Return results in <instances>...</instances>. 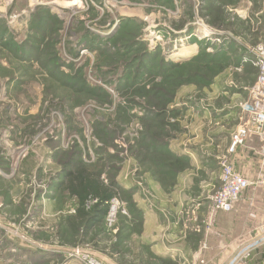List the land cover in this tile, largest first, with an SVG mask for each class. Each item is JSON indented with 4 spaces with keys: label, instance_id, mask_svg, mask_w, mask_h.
I'll return each instance as SVG.
<instances>
[{
    "label": "rangeland",
    "instance_id": "1",
    "mask_svg": "<svg viewBox=\"0 0 264 264\" xmlns=\"http://www.w3.org/2000/svg\"><path fill=\"white\" fill-rule=\"evenodd\" d=\"M169 1L0 0V18L4 20L1 28H8L6 39L30 44L27 54H20L21 50L14 51L5 44L6 40H0V264H86L83 259L73 257L76 255L73 249L78 248L99 264H128L137 252L143 253L142 264H156L143 241H137V233L142 235L145 229L143 221L138 219L141 214L135 201H146L167 217L172 212L162 207L164 199L146 184L152 157L149 156L144 166L139 162L145 155L142 145L147 142L139 143L149 123L129 117L133 113L141 114V107L147 104L140 88L161 80L158 68H151L153 73L148 68L142 69L143 48L147 46L150 52L167 60L185 62L200 52L196 39L208 44V51H213V44H225L229 39L216 35L221 32L217 29L203 39H193L195 36L187 34V26L194 27L189 33L203 36L206 29L199 22L208 25L219 6L224 9L227 22L241 20L240 13L253 18L254 12V3L249 5L251 0H234L230 4L227 0H171L172 4ZM74 2L79 3L71 6ZM45 7L57 21L50 20L48 11L41 10ZM37 12L39 18L47 20L41 32L34 29L37 21L33 25ZM126 17L145 23L137 37L141 41L140 49H132L136 65L127 75L130 49L125 46L121 55L120 44H130L133 38L128 35L120 41L119 31L121 19ZM183 23L181 30L176 28ZM251 25L250 21L236 29L242 37L236 43L239 49L254 45L247 38L251 35ZM85 31L92 38L112 34L113 37L104 45L107 49H91L78 45L79 36ZM32 35L35 40L29 41ZM186 36L190 38L182 41ZM192 46L196 47L194 52L184 51ZM36 48L38 54L34 58ZM57 58L66 76L55 69ZM236 67L231 59L228 66L211 76V84L204 88H198L195 83L179 84L175 104L182 111L166 118L177 124L168 128L172 151H201L217 162L209 163L213 167L210 172L199 175L195 172L198 178L216 186L209 193L203 191V195L197 189L189 192V202L180 221L188 229L195 230L194 223L201 224L200 230L208 226L210 199L219 187L216 184L219 158L226 154L225 135L239 123L226 114L227 110L250 100L257 80L250 67L242 73ZM174 73L175 70L172 77ZM123 74L126 80L120 85ZM73 75L86 79L88 84L83 87L74 84L76 79L69 81ZM132 83L134 87L125 88ZM227 115L231 120L225 122ZM79 159L91 165H104L101 179L105 183L113 179L122 189L115 197L118 207L115 223L110 225L107 220L85 237L86 244L72 246L78 239L73 241L70 227L59 221L60 217L73 213L72 199L67 191L53 187L58 183L57 172L68 167L64 164ZM193 166L191 162L186 169L179 170L170 185L161 184L162 190L173 188L178 176L186 171L193 173ZM203 197L206 202H199ZM129 216L133 220L129 221ZM222 236L221 241L228 244L240 238L228 233ZM108 243H115L116 250L108 247L103 251L96 246Z\"/></svg>",
    "mask_w": 264,
    "mask_h": 264
},
{
    "label": "trees",
    "instance_id": "2",
    "mask_svg": "<svg viewBox=\"0 0 264 264\" xmlns=\"http://www.w3.org/2000/svg\"><path fill=\"white\" fill-rule=\"evenodd\" d=\"M211 1L215 2L216 0ZM227 1H230L228 2L230 4L232 3L231 1L234 0ZM170 2L172 4L171 0L169 1V3ZM41 10L48 11L49 8L45 7ZM38 12L34 15L35 20L33 22V25L35 21H37L36 25L34 26V29L41 32L43 28V23L47 20L43 17L39 18L40 14H38ZM47 13L48 17L51 18L50 20H58L53 14H49V11ZM47 13L43 15L46 16ZM212 17L213 18L210 23H208V25L213 29L221 30V32L216 33V35H219L223 39L225 38V36L229 38L224 41L225 44H213V51H208V44L199 41L198 39H196V37H194L193 39H196L195 42L200 45V52L195 55L191 60H187L185 62H175L167 60L165 56L162 57L156 54L155 52H150L147 46L143 48L145 50L144 52H142L141 55V57L143 58V62L141 63H144L142 69L147 70L148 68L150 73H153L151 72V70H156L158 68L157 70H160L161 80H155L148 87L142 86L140 88L143 90L142 93L145 97L147 104L145 103L141 107V114L133 113L129 115V117L137 118L141 122H145L146 124L149 123L148 131H146V133H143V138L139 143L141 144L143 142H147V144L145 143L142 145V149L145 150L142 152H144L145 155L144 157H142V161L139 162L142 166H144L143 164H145L146 161H148L152 157V160H150L152 165L147 169V176L154 178L162 185H170L178 175V171L186 169V166H188L192 162V158L189 155L179 154V152L172 151L170 148L168 128H170L171 125L175 126L177 124H172L170 120L168 122V119L166 120V118L173 116L174 114L177 115L178 112L182 111V108L177 107L175 104V98L177 94L176 87L182 83H195L197 84L198 88H204L211 84V76L216 74L220 69L223 70L226 66H228L230 64L231 59L237 65H240V63L242 62V58L240 54H238L239 48L236 45L237 40L235 37L241 35V32H239V34L236 29L242 28L243 24L247 25L246 22L243 20L227 22L228 19L225 16L224 9H221L220 6L218 8V12ZM2 22H4V20L0 18V40H6L5 44L14 51L21 50L19 52L20 54H23L24 52L25 54H27V49L29 48L30 44L25 41L23 43L15 42L13 38H10V40L6 39L7 37L5 36L8 35V33L6 34L8 28H1ZM144 25V22H141L140 20L135 18L126 17L121 19V24L119 28L120 41L123 37H126L128 35L133 38L130 44H120L121 55L123 53L122 49L123 51H125V46H129L128 50L130 49L128 52L130 53V55L128 57L131 59L126 64V75L136 65V57L133 55L134 53H132V49H140L141 41L138 40L137 37L140 36L141 30ZM183 25L184 23L181 25H176V28L181 30ZM187 27V34H194L189 33L192 32L194 27H192V25ZM244 30H246V28H244ZM127 31L128 33H126ZM33 36L34 35L29 37L28 40H35ZM112 37L113 34L111 36L105 35V39L101 36H97V38H92L91 36H89L87 31H85L84 33L80 34V40L78 45L86 46L91 49L97 48L99 50H103V48H108V46L104 47V45H107L109 42L108 40L112 39ZM240 49L243 51L241 55H244V53L249 56L251 55L250 48L241 47ZM37 54L38 49L36 48L33 54L34 58L35 55L37 57ZM141 57L139 56V58ZM57 59L58 62L54 63L55 69L61 70V61L59 58ZM147 65H150V67H147ZM190 67L192 68L190 69ZM188 69L189 72L186 73ZM174 70L176 74L174 73L173 77L175 78L172 77V71ZM60 72L62 76L67 75V73L63 70H61ZM166 72L168 73V75L166 74ZM126 75L123 74L121 76L122 81H120V85H124L122 82L123 80H126ZM75 77L76 76L73 75V77L69 78V81L73 82V80L76 79V83L74 84H80L83 87L88 84L86 79L82 77ZM137 77L138 75H136L135 81L138 80ZM108 83L111 84V80H109ZM134 86L135 85L132 83L129 86L126 85L125 88H130ZM154 126H156L155 129L153 128ZM165 138H167V141L164 140ZM73 152L74 151H72V153ZM72 157H74V155H72ZM70 162L69 165L67 163L64 164L65 166H68L66 167V169L62 167V169L57 172L56 176L57 180L59 179V181L54 185L53 188L54 190L62 189L63 191H67L68 197L72 199L73 213L67 216H62L63 218L60 217L59 221H63L66 225L70 227V233L72 235L73 241H76V238L78 239L75 244H71L72 246L76 244L84 245L86 244L85 237L89 236V234H91L94 230L100 228L105 222H107V216L110 210V203L112 199H114L119 193L118 190L122 189V186L119 185V183L117 181H114L113 179L109 178L108 183H105L101 179L102 171L104 170V165H91L85 163L81 159L76 162ZM138 212L142 215L141 210H138ZM130 218L132 219L133 217L129 216V221ZM128 224L130 223H127V225ZM60 235L61 233H59V236ZM94 238L95 236L93 237V240L96 241V239ZM62 244L64 245V243ZM109 244H111V246H109ZM115 245V243H108L104 244V246H96L99 248V250L104 251L108 247L111 250H116ZM39 251L46 253L45 250ZM142 255L143 253L141 252L135 254L131 263L129 262L128 264H142ZM152 258H154L156 264H178L176 261H173L170 258L159 257L154 255L152 256Z\"/></svg>",
    "mask_w": 264,
    "mask_h": 264
},
{
    "label": "crops",
    "instance_id": "3",
    "mask_svg": "<svg viewBox=\"0 0 264 264\" xmlns=\"http://www.w3.org/2000/svg\"><path fill=\"white\" fill-rule=\"evenodd\" d=\"M252 3H254L253 18L248 17V13H240L239 18L245 21L246 24H249L251 21V35L247 36V38L255 45L264 41V0H251L249 5H252ZM235 38L237 40L236 43H240L242 40L241 36H236ZM193 48L196 49V47L192 46V48H185L184 51L191 52L194 50ZM196 50H198V46ZM242 52L243 51L239 49L242 62L240 65H237L238 67H236V70H238L239 73H242L250 67L249 70H252V75L256 80L258 76V68L250 59L252 55L249 56L245 53L244 55H241ZM192 54L189 55L191 56ZM222 88H224V84H222ZM226 114L230 115L231 119L239 120L240 122V109L238 106L229 108ZM228 115L224 118L225 122L231 120ZM237 126H233L230 133L227 136L225 135L226 142L224 148L226 150L230 144L231 133ZM219 134L222 135L223 132H220ZM219 134L216 135V137H218ZM262 146L263 143L259 137H254L245 145L240 146L236 153L232 155L233 158L231 162L235 170L242 172L250 179H256L260 172ZM177 152L189 155L192 158L194 165L193 173L186 171L178 176L179 181H177V184H175L171 190H162L160 182L147 176L146 184L151 190H153V192L161 197L160 199H164L162 201V207H166L168 210L171 209L172 214L170 217H167L168 215L166 216L163 214L160 209L150 207L148 203H145L146 201L140 202V199H138V201L136 199L135 203L137 209L142 211L140 218L143 221L142 223L145 229L142 235L139 232L137 233V241L142 240L144 245L148 248V251L154 256L170 258L178 264H190L194 259V254L206 242L207 249L204 253V258L208 264H224L233 251L231 244L236 240L238 241V239H233L230 244L225 243L228 241H221V237H223L222 233L225 235L228 233L234 237L240 235L241 238L247 235L253 227L264 220V185L259 184L246 189L242 193L234 211L217 213L212 223V229H202L199 231L188 229L180 221L182 220L183 210L189 202V192L192 191V189H197V191L203 195V191L204 193H209V191H212L213 187L216 186H214L215 183H210L209 185L208 182L206 183V181H203L202 177L198 178L195 172L198 175L199 173L204 174L208 171L210 172V169L213 167L209 165V163L213 164L217 162L214 158L210 159V155L204 156L201 154V151L189 150ZM220 173V168L218 169L217 167L216 184L219 186ZM214 174L215 171H212V175ZM204 199L206 198L203 197L199 202H206ZM97 256L99 257V255ZM246 264H264V246L253 251Z\"/></svg>",
    "mask_w": 264,
    "mask_h": 264
},
{
    "label": "built area",
    "instance_id": "4",
    "mask_svg": "<svg viewBox=\"0 0 264 264\" xmlns=\"http://www.w3.org/2000/svg\"><path fill=\"white\" fill-rule=\"evenodd\" d=\"M205 22H199L200 26L205 27L206 33L203 36L200 34H191L199 39H203L206 35L213 33V28L209 25H204ZM203 37V38H202ZM190 36H186L181 40H188ZM252 55L251 61L258 68V76L256 83L251 90V99L239 104L240 122L236 129L231 133L230 144L226 150V154L219 158L220 167V186L211 197V212L208 217L207 230L212 229V223L215 215L219 212H232L235 210L236 204L240 200L242 193L253 186L264 185V41L255 44L250 48ZM254 137H259L263 143L260 158V172L256 179H250L242 172L235 170L230 157L236 153L240 146L245 145ZM116 199L111 201V209L107 217L110 225L116 221ZM184 214V212H183ZM195 231L200 230L201 224L194 223ZM232 245L233 251L229 255L224 264H246L252 252L264 246V220L252 228L244 237L239 238ZM230 246V245H226ZM207 249L206 242L194 254V259L190 264H208L204 258V253ZM76 255L75 258H81L86 264H99L91 259L90 254H82L80 249H73Z\"/></svg>",
    "mask_w": 264,
    "mask_h": 264
},
{
    "label": "bare ground",
    "instance_id": "5",
    "mask_svg": "<svg viewBox=\"0 0 264 264\" xmlns=\"http://www.w3.org/2000/svg\"><path fill=\"white\" fill-rule=\"evenodd\" d=\"M79 2H74V3H71L70 5H77Z\"/></svg>",
    "mask_w": 264,
    "mask_h": 264
}]
</instances>
